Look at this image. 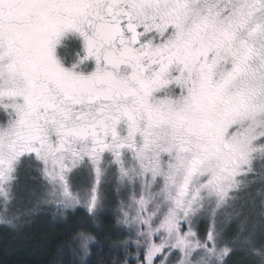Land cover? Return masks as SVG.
Instances as JSON below:
<instances>
[{
  "label": "snow or ice",
  "instance_id": "snow-or-ice-1",
  "mask_svg": "<svg viewBox=\"0 0 264 264\" xmlns=\"http://www.w3.org/2000/svg\"><path fill=\"white\" fill-rule=\"evenodd\" d=\"M22 174L43 190L26 216L83 206L96 224L112 187L116 264H227L237 246L264 264V0H0L5 213ZM73 242L87 264L96 238Z\"/></svg>",
  "mask_w": 264,
  "mask_h": 264
},
{
  "label": "rangeland",
  "instance_id": "rangeland-1",
  "mask_svg": "<svg viewBox=\"0 0 264 264\" xmlns=\"http://www.w3.org/2000/svg\"><path fill=\"white\" fill-rule=\"evenodd\" d=\"M70 51L72 52V60L75 58L78 45L74 42H71ZM74 47V48H73ZM71 60V62H72ZM70 62V63H71ZM35 175V173H32ZM35 189V194H32V190ZM42 189L39 187L38 181H33L27 178V174H22L21 180V189L18 190L17 199L13 201L9 207L7 213L4 212L3 207L0 206V245L4 244L5 252H15L17 249H20L26 245V243L31 241L40 242L44 239L45 231L53 220V213L55 211L54 205H43L39 210L35 211L31 215H24L27 209L33 206V203L36 199L40 198L42 194ZM118 199L119 197L115 193L112 187L107 189V204L105 209L101 212L99 220L96 224H92L89 222V216L86 208L83 206H76L75 209H68L63 216H56V221L60 223H67L70 217L75 215L77 212H84L86 217L88 218L89 229H87L93 236L94 233H97L101 230V228L105 226V222L108 220L114 226L115 231L119 234V239L124 236L125 230L117 227V207H118ZM18 216L19 220H14L13 223L16 224V227L12 225L4 223L5 216L7 219L11 220L13 216ZM104 225V226H103ZM239 223L237 218H233L231 221H228L224 224V236L225 240H233L238 233ZM201 233L204 230V224L202 223L200 226ZM33 239V240H32ZM97 243L92 244L91 246H95ZM98 249V248H97ZM118 254L123 256V253L120 250H117ZM112 252V251H111ZM113 253V252H112ZM131 256V264H137V260L135 259V254L130 253ZM73 258L79 261L78 256H74ZM90 257L88 258L89 262ZM227 264H249V261L246 257V254L239 250L237 246V250L233 251L228 257H226ZM123 264V262H122Z\"/></svg>",
  "mask_w": 264,
  "mask_h": 264
},
{
  "label": "trees",
  "instance_id": "trees-1",
  "mask_svg": "<svg viewBox=\"0 0 264 264\" xmlns=\"http://www.w3.org/2000/svg\"><path fill=\"white\" fill-rule=\"evenodd\" d=\"M56 219L54 216V221L45 231V240H41V243L28 242L12 253L5 252L4 244L0 245V264H79L72 256V248L76 247L73 238L81 228L89 229L88 218L84 212H77L65 224ZM117 234L113 224L107 219L104 228L94 233L97 244L91 246L87 264H116V258L121 255L111 245L119 239ZM122 262L123 260L121 264Z\"/></svg>",
  "mask_w": 264,
  "mask_h": 264
},
{
  "label": "flooded vegetation",
  "instance_id": "flooded-vegetation-1",
  "mask_svg": "<svg viewBox=\"0 0 264 264\" xmlns=\"http://www.w3.org/2000/svg\"><path fill=\"white\" fill-rule=\"evenodd\" d=\"M70 43H71V41L68 43L67 49L62 50V52H61V55L66 58L68 64H70V62H71V60L73 58L72 57V52L73 51H70V47L72 46V45H70Z\"/></svg>",
  "mask_w": 264,
  "mask_h": 264
}]
</instances>
